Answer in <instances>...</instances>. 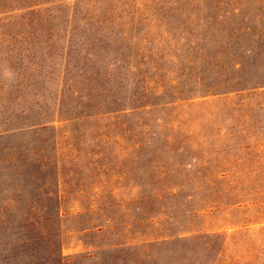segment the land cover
<instances>
[{
    "label": "rangeland",
    "instance_id": "1",
    "mask_svg": "<svg viewBox=\"0 0 264 264\" xmlns=\"http://www.w3.org/2000/svg\"><path fill=\"white\" fill-rule=\"evenodd\" d=\"M174 1L0 0V264H264V93L166 102L263 72L264 0Z\"/></svg>",
    "mask_w": 264,
    "mask_h": 264
},
{
    "label": "trees",
    "instance_id": "2",
    "mask_svg": "<svg viewBox=\"0 0 264 264\" xmlns=\"http://www.w3.org/2000/svg\"><path fill=\"white\" fill-rule=\"evenodd\" d=\"M180 2L181 8H180V15H184L186 12H190V15L187 16L188 19H197V22H203L205 24H212L216 23L218 19H222L224 16L215 14L213 15L212 12L218 3H221L222 1H218L215 3V0H176L174 2ZM180 7V6H179ZM178 8V7H177ZM171 10L174 11V8ZM198 11H205L206 13H203L202 16L196 17ZM184 31L186 29H183ZM246 30H249V27H246ZM262 33L258 36V48H264V29L261 31ZM188 34V33H187ZM235 39H238L236 37ZM248 51H251L248 49ZM124 58V57H123ZM238 64V66H237ZM241 64L239 63H233L231 66L230 71H223L221 68L213 69V71L210 73H207L204 77H197L193 79H189L187 77L184 79L185 83L184 86H182L177 93H174L172 97H169L167 99V103L170 102H176V101H185L189 99H194L197 97H208L212 96L214 98H218L219 96H230V95H255V94H262L264 91L262 88H264V68L263 72L254 69H251L249 72H238L241 71L240 68ZM125 103V102H124ZM124 103H118L112 107L107 109L106 114L122 111L124 107ZM126 105H129L131 107L137 106V104H144L143 99L141 98L139 103H125ZM155 102H151L150 105H154ZM59 116H61L62 111L60 108H58ZM92 111H85L81 112L79 115L74 114L73 115H65L68 116L66 118L68 119H78L82 116H90ZM56 114V113H55ZM55 116V115H54ZM55 118V117H54ZM39 125V127H42V124H36ZM240 201H231L227 203H223L225 206H233L234 204L238 203ZM207 235H213L215 232L211 233H204ZM195 236V235H193ZM197 236V235H196ZM198 236H201V234H198Z\"/></svg>",
    "mask_w": 264,
    "mask_h": 264
}]
</instances>
